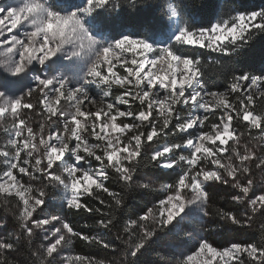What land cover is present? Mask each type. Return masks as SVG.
<instances>
[{"label":"snow or ice","instance_id":"snow-or-ice-1","mask_svg":"<svg viewBox=\"0 0 264 264\" xmlns=\"http://www.w3.org/2000/svg\"><path fill=\"white\" fill-rule=\"evenodd\" d=\"M152 7L0 0V264H264V3Z\"/></svg>","mask_w":264,"mask_h":264},{"label":"trees","instance_id":"trees-1","mask_svg":"<svg viewBox=\"0 0 264 264\" xmlns=\"http://www.w3.org/2000/svg\"><path fill=\"white\" fill-rule=\"evenodd\" d=\"M169 0H140V3L142 5H154L155 7L149 8L148 11L153 14H158L163 16L165 12V8ZM184 2H187L192 5H198L203 2V0H184ZM251 2L260 4L264 3V0H251ZM151 175V173H149ZM162 182H170L167 179L162 180ZM157 195L156 193L151 194V196L145 198L144 196L137 194L134 199H131L129 201V207L128 212L131 213L137 209V207H142L143 205L147 204L148 207H151L152 198ZM218 206L220 207H226V203L224 200H220ZM68 217L77 225V227H84L85 225L92 226L93 221L88 218L86 215H77L72 210H65ZM258 232L255 230H248L239 235V238L241 239H252L256 238L258 236ZM74 248L78 252H82L86 255H94L98 259H103L107 256L112 255V253H109L103 249H100L96 246H88L84 244L83 242L77 241L75 242Z\"/></svg>","mask_w":264,"mask_h":264},{"label":"rangeland","instance_id":"rangeland-1","mask_svg":"<svg viewBox=\"0 0 264 264\" xmlns=\"http://www.w3.org/2000/svg\"><path fill=\"white\" fill-rule=\"evenodd\" d=\"M49 211H51V209ZM2 213L3 209L0 208V215H2ZM12 227L13 223L10 220L7 231L10 232L12 230ZM189 230H191V226H189ZM216 238L221 242H227L230 236L229 234H221ZM168 239H171V237H168ZM186 250L187 248L182 245H177L176 247H169L167 244H161L155 248V250L150 254L148 258L153 260L155 264H174V255H178L181 251Z\"/></svg>","mask_w":264,"mask_h":264}]
</instances>
